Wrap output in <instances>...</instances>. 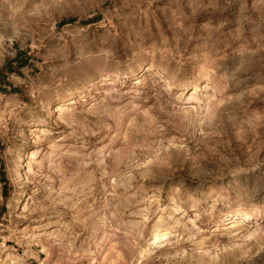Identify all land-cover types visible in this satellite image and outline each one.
Masks as SVG:
<instances>
[{"label": "clouds", "instance_id": "9594fccd", "mask_svg": "<svg viewBox=\"0 0 264 264\" xmlns=\"http://www.w3.org/2000/svg\"><path fill=\"white\" fill-rule=\"evenodd\" d=\"M106 3L22 0L0 30V264H264V0L240 6L254 27L159 62L93 46L99 29L119 36ZM217 7L192 0L191 16ZM142 54L150 76L129 80ZM22 114L49 149L28 152L31 188L8 175Z\"/></svg>", "mask_w": 264, "mask_h": 264}, {"label": "rangeland", "instance_id": "374dc122", "mask_svg": "<svg viewBox=\"0 0 264 264\" xmlns=\"http://www.w3.org/2000/svg\"><path fill=\"white\" fill-rule=\"evenodd\" d=\"M21 2L22 0H0V30H4L6 26L13 23L14 10L20 6ZM217 3L218 7L215 11H201L196 16H191L192 0H107L104 5L105 12L117 17L115 22L119 29V36L113 39L108 30L99 29L98 32L93 33L95 38L93 46L99 45L101 40H107L109 44H112L118 50V54L122 45L125 56L131 57L134 51H139L138 46L142 44L143 47L149 49V52L154 51L156 53L155 61L159 62L163 50L169 47L175 49L177 44L180 50H187L185 55L198 51V46L205 43L209 31H213L221 25L226 26L221 29L226 35L229 34V30L231 32L235 31L238 22L243 24L246 29L255 26L249 25V22L244 18V13L240 11L243 0H217ZM145 12H147V15L144 14ZM185 16L189 18L184 19ZM178 17L184 20L183 29L177 27ZM96 19L100 20L102 17L98 16ZM256 23L261 22L256 20ZM205 24L208 27H205ZM189 37H192V39H189ZM233 46H236L234 41ZM25 57L26 53H21L17 57V61L19 63H21V60L27 61ZM238 59L239 57L235 54L230 56L232 66L235 65ZM152 62L153 57L151 55L142 54L137 57L132 67L138 75L132 76L130 74L128 79L134 80L139 75L150 76V73L145 72L144 68ZM124 63H127V60ZM224 66L225 68L229 67L228 61L225 62ZM81 104L83 107H87V98L81 96ZM44 115H46V111ZM56 115H59V113H56ZM53 123L54 117L48 120L49 125H53ZM34 127L36 125L32 123V118L22 114V120L14 124L10 133L9 143L13 151L9 159L14 163L11 164L8 175L25 188L32 187V185L24 183L27 177L29 150L43 147L45 151H49L47 145H35L33 143L35 137L30 136L29 131ZM5 146L4 141L0 140V154H3ZM19 158H23L25 161L22 165V171H20ZM65 162H67V158H65ZM3 163L0 160V182H2L1 174L3 173L7 182L6 184L3 183L4 195L7 199L10 197V188L5 170L2 167ZM258 184L260 185V192L257 200L264 202V180L258 181Z\"/></svg>", "mask_w": 264, "mask_h": 264}, {"label": "trees", "instance_id": "16d2710c", "mask_svg": "<svg viewBox=\"0 0 264 264\" xmlns=\"http://www.w3.org/2000/svg\"><path fill=\"white\" fill-rule=\"evenodd\" d=\"M23 62H24V61H22L21 63H23ZM1 181H2L4 184L7 183L6 180H5V176H4L3 173L1 174Z\"/></svg>", "mask_w": 264, "mask_h": 264}, {"label": "crops", "instance_id": "0c3cea01", "mask_svg": "<svg viewBox=\"0 0 264 264\" xmlns=\"http://www.w3.org/2000/svg\"><path fill=\"white\" fill-rule=\"evenodd\" d=\"M22 61H23V60H21V62H22ZM25 62L27 63V61H24V63H25Z\"/></svg>", "mask_w": 264, "mask_h": 264}]
</instances>
